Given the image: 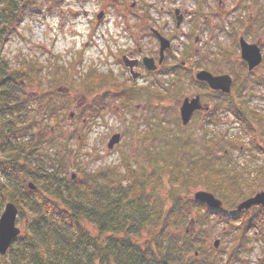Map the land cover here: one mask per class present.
Masks as SVG:
<instances>
[{
  "label": "trees",
  "instance_id": "obj_1",
  "mask_svg": "<svg viewBox=\"0 0 264 264\" xmlns=\"http://www.w3.org/2000/svg\"><path fill=\"white\" fill-rule=\"evenodd\" d=\"M0 2L5 7V13L0 15V24L4 23L0 28L1 53L6 36L17 29L26 9L22 1ZM122 5L123 10H128L129 5ZM229 31L238 47L235 30ZM231 48H220L210 59L224 60ZM189 49L179 59L192 56ZM180 64L171 63L166 72L179 76ZM244 64L241 60L240 67L246 68ZM33 70V65L28 64L8 66L0 57V214L6 202H13L24 223L23 232L14 237L7 253L0 255V264H236L252 238L261 245L259 264H264V206H253L250 214L249 210L236 207L264 190V156L255 170L245 166L239 169L219 148L232 141L225 136L218 138L214 132L207 133L205 147L201 148L178 132H168L163 137V129L155 126L152 130L156 144L143 152L142 162L122 158L119 164L91 172L84 170L79 178L68 177L62 161L65 143L57 138L60 131L55 130L46 140L53 153L48 157L44 145L31 138V123L20 121L23 103L9 92L10 85L27 82L28 76L34 75ZM188 78L210 90L192 74ZM116 80L108 72L89 68L79 78L77 87L93 93L106 84H117ZM236 85L234 81L233 90ZM147 89L152 98L177 94L166 86ZM124 91L116 97L129 102L137 95L132 88L128 95ZM243 91V86L234 95L210 90L219 101L205 115L215 118V111L222 109L220 101H225L226 111L235 116L250 145L260 150L252 125L259 114L242 98ZM109 97L107 91L101 92L92 104L94 114ZM28 98L31 106L41 105L39 93L30 92ZM68 105L63 100L57 112L62 114ZM44 114L49 118L57 116L50 99L44 105ZM203 126L214 130L217 124L210 119ZM29 183L35 188L30 189ZM191 189L209 191L221 200L222 206L210 208L195 200ZM213 220L228 227L236 237L237 244L225 259L223 249L206 247V239L211 237L206 223ZM193 225L196 229L189 233ZM144 237L149 240L140 241Z\"/></svg>",
  "mask_w": 264,
  "mask_h": 264
},
{
  "label": "rangeland",
  "instance_id": "obj_2",
  "mask_svg": "<svg viewBox=\"0 0 264 264\" xmlns=\"http://www.w3.org/2000/svg\"><path fill=\"white\" fill-rule=\"evenodd\" d=\"M18 1L25 4L26 13L18 21L17 29L6 36L0 57L12 67L33 65L31 72L34 75L28 76L25 83L10 85L9 92L13 99L23 103L20 121L22 124L31 123L34 129L31 138L44 145L48 157H52L53 153L46 140L53 136L55 130L60 131L57 138L65 143V158L62 161L68 169L66 176L79 178L84 170L91 172L108 164H119L122 158L132 159L133 163L142 162L143 152L156 144L155 126L163 129L160 133L163 137L168 132H178L201 148L205 147L204 135L207 133L214 132L218 138L225 136L232 141L219 148L225 150L233 165L250 170L260 165L264 156V0H246L244 3V0H220V4L218 0ZM123 2L129 5L128 10H123ZM3 6L0 2V15L5 13ZM175 10L181 14L178 26ZM100 12L102 15L97 18ZM3 25L1 23L0 28ZM227 26L230 28L227 29ZM231 27L235 28L238 39L242 36L246 42H259L261 46L262 61L251 72L240 67V50L229 36ZM151 29L170 41L165 61L158 69V73L164 71L166 76L152 74V77L139 76L134 80L123 67L121 56L140 59L149 56L157 60L158 42ZM189 47L187 52L191 51L192 56L179 59ZM230 47L231 52L225 55L224 60L218 58L217 62L210 59V55L220 48ZM174 62H181L179 76L166 72ZM89 68L110 73L116 77L117 84H106L93 93L78 88L79 78ZM202 68L216 75L229 74L237 84L230 95L243 86L242 98L248 102L249 108L259 114L252 125L260 150L250 145L247 134L235 122V116L226 111L225 101L221 99L219 105L222 109L215 111V118L196 113L185 127L182 126L179 107L183 98H194L195 94H199L201 103L210 108H214L219 101L210 90L189 80V74L194 77ZM59 79L62 80L59 82ZM163 86L175 89L177 94L153 98L147 95V88ZM129 88L137 97L129 102L116 97L123 90V94L128 95ZM104 91L110 97L94 114L92 104ZM30 92L39 93L41 105L29 104ZM49 99L55 104L56 117L49 118L44 114V105ZM63 100L69 108L63 109L61 114L57 111ZM70 113L72 116H69ZM210 119L217 124L214 130L203 128V124ZM146 132L152 135L145 136ZM116 133L120 134L119 142L108 148L110 137ZM196 190L191 189V194ZM251 212L252 209L248 211L249 214ZM17 225L23 232L24 223L19 218ZM195 229L196 225H193L188 232ZM206 229L211 234L206 239V247L211 249L218 239L217 249L225 251V259L237 244L236 237L229 233L228 227L214 220L206 223ZM148 240L149 237L140 238L142 242ZM244 248L245 252H241V260L236 264H259L262 259L260 243L252 238Z\"/></svg>",
  "mask_w": 264,
  "mask_h": 264
},
{
  "label": "water",
  "instance_id": "obj_3",
  "mask_svg": "<svg viewBox=\"0 0 264 264\" xmlns=\"http://www.w3.org/2000/svg\"><path fill=\"white\" fill-rule=\"evenodd\" d=\"M176 14V22L177 25L180 22V17ZM102 15V12H100L97 15V18H100ZM153 34L156 36L158 42H159V59L158 63L160 64L162 62L163 53L164 50L169 47V41L161 36L157 31L153 30ZM239 49H240V58L243 60L248 70H252L255 68L258 64L262 61V54L261 49L258 44L255 43H248L244 40V38L241 36L239 38ZM145 68L147 70H155L156 65L154 63L153 58L150 57H144L141 59ZM123 64L129 68L130 74L135 75L133 71V67L137 60H130L127 58V56H123L122 58ZM137 76H132L133 79H135ZM195 79L198 81L204 82L208 85V87L212 90L221 91L223 93H229L230 88L232 85V79L227 74H220V75H212L207 70H200L195 74ZM60 91V88H58ZM207 110V106H203L200 103L199 96L195 95L194 98H183L182 104L179 108V114H180V120L183 125H186L189 118L196 110ZM69 116H72L70 113ZM120 140L119 134H113L108 143L107 147L112 148L114 144H117ZM75 175L72 176L74 178ZM29 188L34 189L32 183H29ZM193 198L195 200H199L201 202H204L208 207L210 208H218L222 205L221 200L216 198L212 193L205 190H197L193 193ZM254 205H262L264 206V191H260L256 193L254 196L240 202L237 205L238 210H247L250 209ZM13 202H6L4 204V207L0 214V255L6 254L8 251L9 246L11 245L12 240L14 237L20 234L21 230L17 225V218H18V209ZM218 246V240L214 241V247Z\"/></svg>",
  "mask_w": 264,
  "mask_h": 264
},
{
  "label": "flooded vegetation",
  "instance_id": "obj_4",
  "mask_svg": "<svg viewBox=\"0 0 264 264\" xmlns=\"http://www.w3.org/2000/svg\"><path fill=\"white\" fill-rule=\"evenodd\" d=\"M219 1V4L221 3V1L220 0H218ZM246 0H244L243 1V3L245 2ZM261 4V3H260ZM262 5H264V3L262 4ZM249 18V17H248ZM230 27L229 26H227V29H229ZM231 29H232V27H231ZM233 29H235V28H233ZM155 38H156V36H155ZM156 40H157V38H156ZM158 42V41H157ZM255 44H258L259 45V47H260V49H261V46H260V44H259V42H256ZM238 48H239V45H238ZM138 52H140V50L138 51ZM164 56H165V53H164ZM149 57V56H148ZM128 59H130V60H137L136 61V63H135V65H134V67H133V71H134V73H135V75H132V74H130V71H129V69L128 68H126V67H124L125 65H123V67L125 68V69H127V72H128V76H137L136 78H138L139 76H151L152 77V74H156L157 76H163V75H165L164 74V71L162 72V74H160V73H158V69H159V67L161 66V64H162V62H163V60L165 61V57L164 58H162L163 60H162V62L160 63V64H157V67H156V69L154 70V71H152V70H147L146 68H145V66H144V64H143V62H142V60L141 59H143L144 58V56H142L141 57V59L138 57V58H129V57H127ZM153 58V57H152ZM157 59H158V57H157ZM153 60H154V63L156 64V62L155 61H157V60H155V58H153ZM167 63V62H166ZM183 64V63H182ZM246 64V63H245ZM244 64V65H245ZM246 69H247V65H246ZM202 70V69H201ZM253 70V69H252ZM252 70H248L247 69V71L248 72H251ZM211 73V72H210ZM168 74V73H167ZM196 74V73H195ZM194 74V75H195ZM212 75H216V74H213L212 73ZM229 75V74H228ZM166 76V75H165ZM230 76V75H229ZM135 78V79H136ZM134 79V80H135ZM212 91V90H211ZM196 95V94H195ZM197 95H199V94H197ZM191 98V97H190ZM199 98H200V102H201V97H200V95H199ZM202 104V103H201ZM205 110L203 111V110H198V111H195L194 113H193V115L194 114H196V113H204L205 114ZM180 119V118H179Z\"/></svg>",
  "mask_w": 264,
  "mask_h": 264
}]
</instances>
